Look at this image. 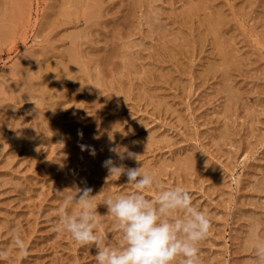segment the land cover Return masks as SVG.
<instances>
[{
  "label": "rangeland",
  "instance_id": "374dc122",
  "mask_svg": "<svg viewBox=\"0 0 264 264\" xmlns=\"http://www.w3.org/2000/svg\"><path fill=\"white\" fill-rule=\"evenodd\" d=\"M20 1L17 11L14 2L0 0V28H11L0 37V90L6 92H0V249L9 252L0 264H97L94 247L56 230L63 195L79 185L97 192L98 233L107 234L109 246L120 245L121 234L102 203L136 189L126 176L108 177L101 166L109 156L116 159L109 151L114 145L138 153L139 165L126 159L127 167L140 166L163 189H187L193 206L207 214L211 229L198 244L201 264H253L254 246L264 240V0H102L95 28L81 17L83 7L74 6L79 0ZM12 11L20 14L15 22ZM71 39L88 53L83 58L89 75L49 71L45 79L53 59L68 61L64 50ZM42 80L62 90L58 100L45 92L51 85L39 88ZM28 82L37 85L33 93ZM22 125L34 133L30 145L15 141ZM80 145L88 147L82 151ZM160 191L154 184L143 194L154 200ZM78 210L75 203L68 209ZM16 235L25 241L27 258L13 244Z\"/></svg>",
  "mask_w": 264,
  "mask_h": 264
},
{
  "label": "clouds",
  "instance_id": "9594fccd",
  "mask_svg": "<svg viewBox=\"0 0 264 264\" xmlns=\"http://www.w3.org/2000/svg\"><path fill=\"white\" fill-rule=\"evenodd\" d=\"M81 150L88 146L80 145ZM95 155L94 149H89ZM109 151L116 157L107 158L102 167L107 169L108 177L119 180L126 176L127 182L136 191L115 198L106 197L102 205L113 218V225L121 234L118 247L106 243L107 234L98 233L101 214L94 206L96 195L90 187L74 186L63 195V206L58 211V232H67L71 240L80 246L95 248L97 264H174L177 257L180 264H201L198 244L205 240L211 229L207 214L193 206L189 191L183 187L163 189L153 175L142 172L140 166L127 167L126 159L140 161L138 155L126 146L114 145ZM66 158V157H65ZM154 184L161 191L154 200L143 194ZM64 193L63 191H58ZM79 210L69 214L73 204ZM177 212L183 213L176 216ZM13 244L22 258H27L29 250L20 235L13 238ZM253 264H264V242L254 246ZM9 256L8 250L0 249V260Z\"/></svg>",
  "mask_w": 264,
  "mask_h": 264
},
{
  "label": "bare ground",
  "instance_id": "6f19581e",
  "mask_svg": "<svg viewBox=\"0 0 264 264\" xmlns=\"http://www.w3.org/2000/svg\"><path fill=\"white\" fill-rule=\"evenodd\" d=\"M2 1H3V0H1V2H2ZM4 1H5V0H4ZM16 1H18V0H15V2H16ZM19 1H20V0H19ZM8 2H9V1H8ZM12 2H14V1L10 0V4H11ZM15 2H14V5H13V3L11 4V7H12V6L15 7V5H16ZM65 2H66V1H65ZM103 2H104V1H103ZM133 2H135V1H133ZM136 2H137V0H136ZM2 3H3V2H2ZM2 3H0V4H2ZM16 3H18V2H16ZM67 3L69 4L68 0H67ZM74 3H75V2H74ZM131 3H132V2H131ZM10 4H8V3H7V5L5 4L6 8H7V6H9ZM20 4H21V1H20ZM105 4H106V3H105ZM17 5H18V4H17ZM17 5H16V7H17V11H19V10H18V9H19V7H18L19 5H18V6H17ZM70 5H72V4H70ZM75 5H77V6L79 5V8H80V7H81V8L83 7V8H82V11H81L82 13L80 12L81 15H82L81 17L85 16V18H86L85 21H87L88 25H90V26L93 27L94 25L97 26V24H100V22H101V20H102V19H101V18H102V17H101V13H102V8H101V6H102V0H79V1H76V4H74V6H75ZM0 6H1V5H0ZM2 6H3V4H2ZM134 6H135V5H134ZM21 7H23V6H21ZM64 7H65V9H66V6H64ZM8 8H10V6H9ZM8 8H7V9H8ZM77 8H78V7H77ZM79 8H78V10H80ZM2 9H3V8H2ZM2 9H1V11H2ZM11 9H12V8H11ZM62 9H63V8H62ZM62 9H60V10H62ZM70 9H71V8L68 6V7H67V11H68V13H74V14H76V11H77L76 8L74 9L73 6H72V9H74V10H72V9L70 10ZM3 10H5V9H3ZM8 10H9V9H8ZM12 10H14V9H12ZM20 10H21V9H20ZM22 10H23V8H22ZM69 10H70V11H69ZM103 10H104V9H103ZM62 11L64 12V9H63ZM62 11H61V14H62ZM67 11L65 10V12H67ZM2 12H3V11H2ZM5 12H6V11H5ZM8 13H9V12H8ZM8 13L5 14V16L8 15L7 17H5V18H7L6 21H8V17H9V19L11 20L10 16H11V14H12V16H13V13H14V12L12 11V13H10V16H9ZM22 13H23V12H22ZM22 13H21V14H22ZM3 14H4V13H3ZM3 14H2V15H3ZM17 14H18V13H16V15H17ZM63 14H65V13H63ZM16 15H15V13H14L13 20H12V21H14V22H15V18H14V17H16ZM18 15L20 16V14H18ZM18 15H17V17H19ZM77 15H78V14H77ZM66 16H67V15H65V17H66ZM17 17H16V19H17ZM77 17H78V16H77ZM5 18H4V19H5ZM104 18H105V17H104ZM0 19H1V18H0ZM216 21H217V20H216ZM219 22H220V21H218L217 23H219ZM7 23H8V22H7ZM107 23H108V22H107ZM215 23H216V22H215ZM217 23H216V25H219V24H217ZM2 24L4 25V24H5V21H4V23H3V20H2V22H1L0 25H2ZM9 24H10V23H9ZM9 24H7V25H9ZM122 25H123V24H122ZM5 26H6V25H5ZM7 27H8V26H7ZM116 27H117V26H116ZM3 28H4V26H3ZM3 28H0V37H1V38H4V37L8 36L7 33H9V32L11 31V28H9V29L4 28V29H6V30H4ZM87 28H88V27H86V28L84 29V31H83L84 33H86L85 30H86ZM93 28H95V27H93ZM88 29H89V28H88ZM214 30H216V28H213V31H214ZM92 31H93V30H92ZM92 31H91V32H92ZM216 31H217V30H216ZM93 32H94V31H93ZM113 32H114V31H113ZM214 32H215V31H214ZM75 33H76V32H75ZM115 33H116V31H115ZM115 33H114V34H115ZM127 33H128V32H127ZM216 33H217V32H215V34H216ZM69 34H72V33H69ZM82 34H83V33H82ZM89 34H90V33H89ZM72 36L74 37V35H72ZM84 36H85V35H84ZM84 36H83V37H84ZM87 36H88V35H86V37H87ZM91 36H92V35H91ZM76 37H77V36H75V38H76ZM83 37H82V38H83ZM70 38H72V37L69 35V39H70ZM217 38H218V37H217ZM77 39H78V37H77ZM83 39H85V38H83ZM87 39H89V38H87ZM92 39H93V38H92ZM92 39H90V40H92ZM71 40H72V39H71ZM73 40H75V39H73ZM73 40L70 41V42H71V43L69 44L70 47H69L67 50H64V51H67V52H68V53H67V59H68V61L65 62V65H62V64H61V63H63V62H61V60L56 61V60L59 59V58H57V59H53L54 62L49 63L48 66H46V67L44 68L45 70H47V72L44 71V69H42V71H44V73H43V77H44V78L46 77L45 79H47L48 76H46V74H48L49 71H54V73H55V72H58L59 74H63V75H65V76H69L70 73H72V74H74V75H76V74H78V73L81 74L80 72H82V75H83V74H85V75H86V74L89 75V74H88V71H87V70H88L87 68H88V64H89V63L87 64V62L84 61V58H83V57H85V55H88V53H85V55L82 54V51H81V49H80V47H79V46H80V45H79L80 43L77 44L78 41L75 40V41H76V43H75V41L73 42ZM84 42H86V40H84ZM87 43H89V42H87ZM112 43H113V41H112ZM112 43H111V44H112ZM214 43H215V41H214ZM221 43H222V40H221ZM223 43H224V41H223ZM223 43H222V44H223ZM76 44H77V45H76ZM82 44H83V43H82ZM111 44H110V45H111ZM119 44H120V43H119ZM130 45H131V44H130ZM213 45H214V44H213ZM81 46H82V45H81ZM113 46H114V45H113ZM126 46H127V45H126ZM110 47H111V46H110ZM116 47H117V46H116ZM116 47H115V48H116ZM128 47H129V45H128ZM132 47H133V46H132ZM223 47H224V45H223ZM112 48H114V47H111V50H112ZM115 48H114V49H115ZM121 48H122V46H121ZM124 48H125V46H124ZM217 48H219V47H218V44H217ZM65 49H66V48H65ZM111 50H110V52H112ZM118 50H119V49H118ZM121 50H122V49H121ZM224 50H226V49H224ZM90 51H91V50H90ZM124 51H125V49H124ZM227 51H228V50H227ZM227 51H225V52H227ZM83 52H84V51H83ZM91 52H93V51H91ZM119 52H120V51H119ZM125 52H126V51H125ZM222 52H223V51H222ZM113 53H114V52H113ZM120 53H121V52H120ZM123 53H124V52H122V54H123ZM106 54H107V55L109 54V56H111V54L108 53V52H107ZM124 54H125V53H124ZM119 55H120V54H119ZM120 56H121V55H120ZM120 56H119V58H121V57L123 58V56H121V57H120ZM127 56H128V55H127ZM129 56H130V55H129ZM219 56H220V54H219ZM103 57L108 58V56H103ZM223 57H228V56H225V55H224ZM85 58H88V57H85ZM106 58L104 59V62H105V60H107ZM125 58H126V57H125ZM221 58H222V57H221ZM221 58H220V59H221ZM229 58H230V57H229ZM229 58H227L228 61L231 60V58H230V59H229ZM67 59H66V60H67ZM89 59H90V58H89ZM89 59H88V60H89ZM120 60H122V59H120ZM223 60H224V59H223ZM64 61H65V60H64ZM109 61H110V57H109ZM221 61H222V59H221ZM89 62H90V61H89ZM95 62L97 63V61H95ZM120 62H121V61H120ZM229 62H231V61H229ZM57 63H59L60 65L57 66V65H58ZM100 63H101V62H100ZM118 63H119V60H118ZM221 63H222V65H223L224 62H221ZM221 63H219V64L221 65ZM226 63H227V62H226ZM36 64H37V63H36ZM46 64H47V63H46ZM110 64H112L111 61H110ZM110 64H109V65H110ZM37 65H38V64H37ZM90 65H91V64H90ZM99 65H100V64H99ZM107 65H108V64H107ZM107 65H105V66H107ZM112 65L115 66V63L112 64ZM226 65H227V64H226ZM92 66H95V63H94ZM92 66H91V67H92ZM105 66H104V67H105ZM117 66H118V65H116V67H117ZM223 66H224V65H223ZM29 67H31V66H29ZM37 67H38V66H37ZM91 67H90V68H91ZM96 67H97V65H96ZM116 67H115V68H116ZM225 67H226V66H225ZM41 68H43V67H41ZM90 68H89V69H90ZM227 68H228V66L226 67V69H227ZM105 69H106V68H105ZM35 70H37V69H35ZM91 70H92V69H91ZM223 70H224V68L222 69V71H223ZM92 71H93V70H92ZM95 71H96V70H95ZM95 71H94V73H97V72H95ZM99 71H100V70H99ZM108 71H110V70L108 69L107 71L105 70L104 72L106 73V72H108ZM112 71H113V70H112ZM209 72H210V71H209ZM100 73H101V75H102L103 71L100 72ZM105 73H104V75H106ZM108 73H109V72H108ZM110 73H111V72H110ZM110 73H109V74H110ZM23 74H24V73H21L22 76H23ZM90 74H91V73H90ZM21 75H20V76H21ZM49 75H50V74H49ZM56 75H57V74H56ZM63 75H62V76H63ZM91 75H92V74H91ZM104 75H103V77H105ZM54 76H55V75H54ZM80 76H81V75H80ZM93 76H94V75H93ZM108 76H110V75H106V77H108ZM222 76H223V78L225 79L224 75H222ZM41 77H42V75H41L40 77H38V78H41ZM71 77H72V76H71ZM77 77H78V76H77ZM87 77H88V76H87ZM95 77H96V76H95ZM95 77H94V79H96ZM106 77H105V78H106ZM228 77H229V75H228ZM32 78L34 79V77H32ZM35 78H36V77H35ZM44 78H42V79H44ZM69 78H70V77H69ZM98 78H99V77H98ZM101 78H102V77H101ZM62 79H63V78H62ZM75 79H76V78L72 77V78H70L69 80L73 81L72 83L76 84V83H78V82H77ZM80 79H82V82H83V83L85 82V81H83V80H84V76H83L82 78L80 77ZM85 79H87V78H85ZM106 79H107V78H106ZM108 79H109V78H108ZM53 80H54V78H53ZM55 80H56V78H55ZM78 80H79V79H78ZM87 80H89V79H87ZM91 80H92V79H91ZM96 80H97V79H96ZM93 81H94V80H93ZM43 82H45V80H44V81L42 80V81H41V85L39 86V88L41 87L42 90H44V87L47 89V88H49V85H51V84L44 85ZM51 82H52V81H51ZM53 82H55V81H53ZM58 82H59V81H58ZM68 82H69V81H68ZM82 82H81V83H82ZM88 82H89V81H88ZM88 82H86V83H88ZM42 83H43V85H42ZM46 83H47V82H46ZM48 83H49V82H48ZM83 83H82V84H83ZM89 83H90V82H89ZM89 83H88V84H89ZM94 83H95V82H94ZM99 83H100V82H99ZM26 84H27V92L29 91L30 93H33V90H34V88H35L37 85L34 84L33 82H31V83L28 82V83H26ZM57 84H58V83H57ZM79 84H80V83H79ZM88 84H87V85H88ZM101 84H102V83H101ZM101 84H100V85H101ZM10 85H12V84H10ZM24 85H25V84H24ZM38 85H39V83H38ZM54 85H55V84H54ZM64 85H65V84H64ZM90 85H91V84H90ZM96 85H97V83H96ZM96 85H94V86H96ZM98 85H99V84H98ZM98 85H97L96 87H98ZM6 86H8V85H6ZM15 86H16V85H15ZM70 86H71V84H70ZM77 86H78V85H77ZM91 86H92V85H91ZM4 87H5V85L3 86V88H4ZM19 87H22V85H20ZM53 87H54V86L51 85L50 90L47 89V91H45V92H49V94H50V96H51V99H57V97H59L57 91H59V92L61 91V93H62V90H53V89H54ZM61 87H63V86L61 85ZM68 87H69V86H68ZM73 87H74V85H73ZM80 87H81V86H80ZM92 87H93V86H92ZM100 87H101V86H100ZM102 87H104V86H102ZM223 87H224V86H223ZM65 88H66V87H65ZM85 88H86V86H85ZM90 88H91V87H90ZM229 88H230V87H229ZM22 89H23V88H22ZM62 89L64 90V88H62ZM69 89H70V88H69ZM76 89H77V88H76ZM76 89H75V90H76ZM2 90H3V89H2ZM72 90H73V89H72ZM85 90H86V89H85ZM96 90H97V89H96ZM103 90H104V89H103ZM3 91L5 92V90H3ZM7 91H8V90H7ZM9 91H10V90H9ZM11 91H12V90H11ZM20 91H21V89H20ZM34 91H35V90H34ZM67 91H68V88L66 89V93H67V94H70V93L72 92V91H70V92H67ZM77 91H78V89H77ZM81 91H83V89H82ZM81 91H80V92H81ZM0 92H1V90H0ZM4 92H1V93H4ZM21 92H22V91H21ZM75 92H76V91H75ZM78 92H79V91H78ZM80 92H79V93H80ZM5 93H6V92H5ZM22 93H24V92H22ZM34 93H35V92H34ZM64 93H65V92H64ZM66 93H65V94H66ZM84 93H85V91H84ZM229 93H231V95H232L233 92H229ZM229 93H228V94H229ZM234 93H235V92H234ZM8 94H11V93H8ZM24 94H26V93H24ZM37 94H38V93H37ZM59 94H60V93H59ZM65 94H60V96H61V97H62V95L65 96ZM72 94H73V93H72ZM75 94H76V93H75ZM75 94H74V95H75ZM228 94H227V95H228ZM235 94H236V93H235ZM235 94H234L233 96L236 98V95H235ZM2 95H3V94H2ZM28 95H29V94H28ZM86 95H87V94H86ZM31 96H32V95H31ZM64 96H63V97H64ZM69 96H71V94H70ZM4 97H5V96H4ZM8 97H9V96H8ZM231 97H232V96H231ZM231 97H228L229 100L231 99ZM64 98H66V97H64ZM47 100H48V99H47ZM57 100H58V99H57ZM50 103H51V101H50ZM53 103H55V101H54ZM62 103H64V102H62ZM45 104H46V103H45ZM47 104H48V103H47ZM60 105H61V103H60ZM42 107H45V106H42ZM55 107H56V106H55ZM227 107H228V106H227ZM47 108H48V107H47ZM42 109H43V108H42ZM52 109H53V107H52ZM224 109H226V108H224ZM227 109H228V108H227ZM45 110H46V108H45ZM53 111H54V110H53ZM110 115H111V114H110ZM44 118H45V117H44ZM112 118H113V117H112ZM41 119H42V118H41ZM117 119H118V117H117ZM42 120H43V119H42ZM113 121H114V120H113ZM104 123H105V122H104ZM110 123H111V122H110ZM110 123H109V124H110ZM113 123H114V122H113ZM115 123H116V122H115ZM115 123H114V124H115ZM26 124H27V123H26ZM106 124H107V122H106ZM109 124H108L107 126H105V127L111 126V125H109ZM22 126H23V125H22ZM24 126H25V125H24ZM24 126H23V128H24ZM30 126H31V125H30ZM112 126H113V125H112ZM115 126H116V125H115ZM19 127H21V126H19ZM32 128H33V127H32ZM113 128H114V126H113ZM104 129H105V128H104ZM110 129H112V128H110ZM18 130H19V129H18ZM115 130H116V129H115ZM115 130H114V132H115ZM107 131H108V130H106V132H107ZM100 132H101V131H100ZM106 132H105V133H106ZM223 132H224V131H223ZM107 133H108V132H107ZM109 133H111V132H109ZM225 133H226V132H225ZM16 134H17V133H16ZM33 134H34V133H31V131L29 130V128H26V126H25L24 129H21V130L19 131L17 137L15 136V138H16L15 141L17 142L19 139H21V138L23 139V138H24V142L26 141V142H27V145H28V144L30 145V144L33 142V141L31 142V140L34 138V135H33ZM99 134H100V133H99ZM103 134H104V132H103ZM115 134H116V133H115ZM151 134H152V133H151ZM96 135H98V134L95 133V136H96ZM113 135H114V134H113ZM113 135H112V138H113ZM120 135H121V134H120ZM103 136H105V135H103ZM108 136H109V135H108ZM110 136H111V135H110ZM110 136H109V138H111ZM118 136H119V134H118ZM123 136H124V135H123ZM145 136H146V135H145ZM150 136H151V135H150ZM225 136H226V135H225ZM12 137H13V136H12ZM36 137H37V136H36ZM116 137H117V136H116ZM116 137H115V139H116ZM120 137H121V136H120ZM15 138H13V140H14ZM112 138H111V140H113ZM34 139H35V138H34ZM87 139H88V138H87ZM89 139H91V137H90ZM89 139H88V140H89ZM100 139H101V138H100ZM104 139H105V138H104ZM152 139H153V138H152ZM152 139L149 140V141H152ZM13 140H12V142H14ZM127 140H128V139H127ZM140 140H141V139H140ZM147 140H148V139H147ZM153 140H154V139H153ZM100 141H103V142L105 143V141H107V140L104 141L103 139H101ZM108 141H109V140H108ZM108 141H107V142H108ZM118 141H119V140H118ZM141 141L143 142V139H142ZM144 141H145V140H144ZM26 142H25V143H26ZM95 142H96V141H95ZM126 142H127V141H126ZM96 143H97V142H96ZM96 143H95V144H96ZM104 143H102V144H104ZM110 143H111V142H109V144H110ZM134 143H136V142H134ZM84 144H85V143H84ZM99 144H100V143H99ZM99 144H97V145H99ZM138 144H139V142H138ZM144 144H147V142H145ZM25 145H26V144H25ZM27 145H26V146H27ZM85 145H86V144H85ZM107 145H108V143H107ZM139 145H140V144H139ZM150 145H152V144H150ZM87 146H88V145H87ZM124 146H125V145H124ZM135 146H136V144H135ZM135 146H134V147H135ZM134 147H133V149H135L137 146H136L135 148H134ZM147 147H149V146H147ZM96 148H97V147H96ZM144 148H145V147H144ZM97 149H98V148H97ZM104 149H106V148H104ZM130 149H131V148H130ZM100 150H101V149H100ZM102 150H103V148H102ZM139 150H140V149H139ZM141 150H142V149H141ZM141 150H140L139 152H141ZM98 151H99V149H98ZM106 151H108V150H106ZM137 151H138V150H137ZM99 153H100V152H99ZM99 153H98V154H99ZM86 154H87V153H86ZM98 154H97V155H98ZM105 154H106V153H105ZM137 154H138V153H137ZM112 155H114V154L112 153ZM87 156H88V155H87ZM87 156H86V157H87ZM98 156H99V155H98ZM102 156H103V155H102ZM88 157H89V156H88ZM88 157H87V158H88ZM91 157H92V156H91ZM95 157H96V156H95ZM109 157H110V156H109ZM189 157H190V155H188V158H189ZM96 158H97V157H96ZM112 158H113V157H112ZM115 158H116V157H115ZM186 158H187V157H186ZM191 158H193V157H191ZM84 159H85V158H84ZM90 159H91V158H90ZM90 159H89V160H90ZM94 159H95V158H94ZM100 159H101V158H100ZM104 159H105V158H104ZM113 159H114V158H113ZM179 159H180V161H182V160L185 159V158L183 157V158H179ZM92 160H93V159H92ZM175 160H176V161H174V162H175V165H177L176 167L178 168V167H179L178 164H179V163L181 164V162H179V160H177V159H175ZM191 160H192V159H191ZM193 160H194V159H193ZM193 160H192V161H193ZM90 161H91V160H90ZM94 161H95V160H94ZM98 161H99V160H98ZM192 161H191V162H192ZM195 161H196V160H194L192 163H194ZM96 162H97V161H96ZM176 162H179V163L176 164ZM184 162H185V161H183V163H184ZM102 163H103V162H102ZM162 163H163V162H162ZM186 163L188 164L189 162L186 161ZM186 163H185V164H186ZM192 163H191V164H192ZM93 164H95V163H93ZM97 164H98V163H96V165H97ZM163 164H164V163H163ZM163 164H162V166H163ZM189 164H190V163H189ZM96 165H95V167H96ZM98 165H99V164H98ZM101 166H102V164H101ZM182 167H183V170H184V168L186 169L187 166H186V167H185V166H182ZM182 167H180L179 169H181ZM189 167L192 168V166H189ZM71 168H72V167H71ZM101 168H102V167H101ZM159 168H160V167H159ZM159 168H158V169H159ZM187 169H189V168L187 167ZM187 169H186V170H187ZM159 170H160V169H159ZM75 171H76V170H75ZM100 171H102V170L100 169ZM82 173H83V172H82ZM100 173H101V172H100ZM102 173H103V172H102ZM158 173H159V172H158ZM158 173H156V175H157ZM72 175H73V174H72ZM157 176H159V175H157ZM157 176H156V177H157ZM87 185H88V184H87ZM79 186H80V185H79ZM94 190H95V189H93V191H94ZM94 192H95V191H94ZM95 193H97V192H95ZM93 195H94V194H93ZM253 221H254V220H253ZM256 223H257V222H256ZM256 223H255V224H256ZM252 226H253V225H252ZM259 227H260V226H259ZM252 228H253V227H252ZM248 229H249V228H248ZM257 229H258V228H257ZM263 233H264V232H263ZM257 234H258V233H257ZM257 234H256V236H254V238H255V237H256V238L258 237ZM252 235H255V233L252 234ZM261 235H262V233H261ZM248 237H249V236H248ZM256 238H255V239H256ZM246 239H247V238H246ZM246 239H245V240H246ZM258 239H259V238H258ZM246 241H247V240H246ZM262 241H264V240L262 239ZM262 241H259V242H262ZM243 242H245V241H243ZM248 242H249V241H248ZM244 244H247V243H244ZM244 244L242 245L243 247H244ZM248 244H249V243H248ZM250 244H251V243H250ZM247 246H248V245H246L245 247L247 248ZM251 246H252V245H251Z\"/></svg>",
  "mask_w": 264,
  "mask_h": 264
}]
</instances>
